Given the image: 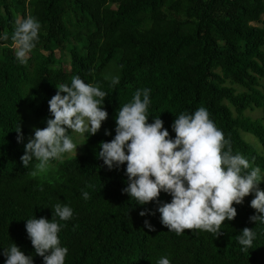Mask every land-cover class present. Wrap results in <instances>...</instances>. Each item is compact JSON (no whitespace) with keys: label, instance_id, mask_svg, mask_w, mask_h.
<instances>
[{"label":"trees","instance_id":"trees-1","mask_svg":"<svg viewBox=\"0 0 264 264\" xmlns=\"http://www.w3.org/2000/svg\"><path fill=\"white\" fill-rule=\"evenodd\" d=\"M29 15L42 29L29 62L21 64L11 36L16 20ZM0 32L9 34L0 42V264L13 242L44 264L26 221L51 219L56 203L74 209L71 219L59 221L66 225L59 233L69 249L65 264H157L163 256L172 264H264V223L250 220L255 193L234 203L238 214L222 224L218 237L202 229L178 235L161 223L156 201L141 205L122 191L127 162L109 169L98 157L100 142L115 136L119 108L137 89L150 88V123L161 116L174 138L180 113L206 107L233 153L264 172V156L241 136H254L264 151L262 121L243 116L264 106L258 88L264 80V0H0ZM76 75L108 93V118L96 134H84L78 155L52 160L43 172L35 160L25 168L20 158L28 138L51 117L48 101ZM116 75L120 83L113 86ZM159 199L172 197L161 192ZM144 209L155 215L141 216ZM245 227L257 233L247 251L237 239Z\"/></svg>","mask_w":264,"mask_h":264},{"label":"clouds","instance_id":"clouds-1","mask_svg":"<svg viewBox=\"0 0 264 264\" xmlns=\"http://www.w3.org/2000/svg\"><path fill=\"white\" fill-rule=\"evenodd\" d=\"M41 29L42 23L35 16L16 20L11 39L21 64L29 62ZM8 39L7 32H0V42ZM111 83L118 85L120 77L112 76ZM57 88L48 101L51 117L47 119V126L36 127L34 136H30L25 145L20 158L25 168L35 160L36 170L43 172L52 160L63 159L66 154L77 155L78 146L82 144L73 139L72 133L96 134L108 118L109 113L103 107L108 93L98 84L85 82L76 75L70 85L64 83ZM150 94V88L137 89L133 99L119 108L114 138L100 142L98 157L109 169L127 162V186L122 191L141 205L156 201L161 223L178 235L185 229H202L218 237L222 224L238 214L234 203H243L251 193H255L251 206L256 214L250 216V220L264 223V189L259 187L264 180L261 168L252 167L243 154L233 153L230 140L211 119L206 107L201 106L194 113H180L172 124L174 138L161 116L150 123ZM17 132L18 142H23L20 126ZM105 134L112 135V132L106 130ZM247 169L251 170L245 171ZM32 174L35 176L37 171ZM161 192L170 194L171 201L161 202ZM83 196L87 199L89 193L85 191ZM53 209L55 216L51 219L45 216L27 219L26 230L44 264H65L69 249L61 244L59 233L66 225L59 221L71 219L74 209L66 203H56ZM149 213L155 215L151 209L142 210L140 215ZM144 225L155 231L148 219ZM256 236L254 228H243L237 237L243 251L251 248ZM3 254L5 264H35L33 256L26 255L15 242L4 248ZM157 264L172 262L168 256H163Z\"/></svg>","mask_w":264,"mask_h":264},{"label":"rangeland","instance_id":"rangeland-1","mask_svg":"<svg viewBox=\"0 0 264 264\" xmlns=\"http://www.w3.org/2000/svg\"><path fill=\"white\" fill-rule=\"evenodd\" d=\"M237 90L239 91H243L244 89L241 88L240 86H236ZM261 91H264V80H261L260 83H259V87H258ZM234 115H236L234 113ZM244 117H250L251 119H257L259 121H262L263 125H264V106L260 109H253L252 111L251 110H247L245 112V115H243ZM31 133H33V131H31ZM74 134V137L73 139L78 143V144H82L83 145V142L82 140H84V135H81L79 133H73ZM241 136L242 138L247 141L248 143H250L256 150L259 154L263 155L264 156V151L261 147V145L259 144L258 140L250 135V134H247V133H244V132H241ZM78 146V150H77V155L80 153V148L81 146ZM76 154L75 153H71V154H66L64 156V158L66 157H71V156H75ZM264 181V180H262Z\"/></svg>","mask_w":264,"mask_h":264}]
</instances>
